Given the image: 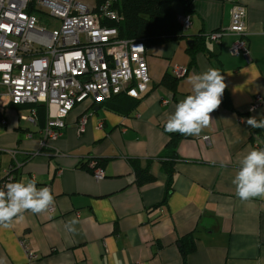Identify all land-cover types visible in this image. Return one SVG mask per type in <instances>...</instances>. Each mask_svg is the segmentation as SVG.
<instances>
[{"label": "crops", "instance_id": "0c3cea01", "mask_svg": "<svg viewBox=\"0 0 264 264\" xmlns=\"http://www.w3.org/2000/svg\"><path fill=\"white\" fill-rule=\"evenodd\" d=\"M233 4L246 10L248 61L230 54L235 35H222L219 43L207 39L227 31ZM172 5L177 16L186 15L178 1ZM188 16L183 37L147 47L144 95L75 106L48 146L40 145L39 134L47 108L12 106L0 87V179L13 167L14 182L35 179L55 200L51 209L26 210L0 227V264H183L179 241L189 234L194 250L186 264H264V198L241 200L232 183L243 157L264 149V130L246 123L264 117L262 108L250 109L257 95L264 102V0H193ZM201 37L202 49L188 53ZM176 65L188 72L175 84H160ZM210 67L224 76L228 105L221 98L199 136L165 131L176 105L192 94L189 78ZM32 108L35 126L20 118ZM82 114L89 118L80 134ZM177 133L168 191L161 158ZM92 159L103 170L100 180L86 167ZM147 175L152 180L144 182Z\"/></svg>", "mask_w": 264, "mask_h": 264}, {"label": "built area", "instance_id": "2783aa9c", "mask_svg": "<svg viewBox=\"0 0 264 264\" xmlns=\"http://www.w3.org/2000/svg\"><path fill=\"white\" fill-rule=\"evenodd\" d=\"M113 2L102 0L90 7L79 0H0V87L5 88L12 106L41 104L47 108L45 125L39 130L41 146L61 136L64 119L76 105H99L114 96L136 98L147 92V47L143 40L119 38L113 24L121 16ZM229 14L227 31L211 33L207 39L219 43L222 35H235L230 54L248 61L245 7L233 4ZM45 21H55L57 27L48 30ZM177 21L183 31L191 22L188 15L177 16ZM187 72L178 65L171 69L176 79ZM263 104L257 95L250 109L264 111ZM20 118L35 126V109ZM88 118L87 114L79 117L80 134L85 132ZM4 125L1 120L0 126ZM86 167L94 179L104 177L95 160L87 161ZM11 169L0 179V190L14 182ZM27 258L31 261L36 256L28 251Z\"/></svg>", "mask_w": 264, "mask_h": 264}, {"label": "clouds", "instance_id": "9594fccd", "mask_svg": "<svg viewBox=\"0 0 264 264\" xmlns=\"http://www.w3.org/2000/svg\"><path fill=\"white\" fill-rule=\"evenodd\" d=\"M192 94L186 96L176 105L175 112L169 116L165 131L179 132L187 136H199L213 121L211 113L218 109L227 85L218 68H208L200 74L189 78ZM247 125L264 129V117H249ZM232 183L236 195L241 200L264 198V149H253L241 160V167ZM35 179L10 182L0 190V227L7 228L11 220L24 211L41 213L54 205L55 200L49 187H36ZM70 225L77 223L71 220ZM69 231L74 228L69 227Z\"/></svg>", "mask_w": 264, "mask_h": 264}, {"label": "trees", "instance_id": "16d2710c", "mask_svg": "<svg viewBox=\"0 0 264 264\" xmlns=\"http://www.w3.org/2000/svg\"><path fill=\"white\" fill-rule=\"evenodd\" d=\"M102 0H96V3ZM178 1L184 8V13H190V5L193 0H114L116 8L121 16V21L113 24L118 30L119 38L126 40H143L146 47L164 44L170 40L183 37V29L177 21V14L173 7V2ZM205 37L197 39L188 53L193 54L202 48L199 47ZM193 43V42H192ZM178 79L172 75L164 74L160 84L170 86ZM119 96V95H118ZM117 97V96H114ZM112 97V98H114ZM111 98V99H112ZM110 100V99H109ZM98 106L102 107L107 102ZM222 104L228 105V98L224 90ZM180 134H171L166 144V154L161 158L162 168L165 170L167 178V190L170 189L171 175L174 171V164L178 161L176 148ZM145 171V170H143ZM146 172V171H145ZM152 177L147 175L144 182H149ZM180 249L183 264H186L187 255L194 250L193 237L189 234L180 241Z\"/></svg>", "mask_w": 264, "mask_h": 264}, {"label": "rangeland", "instance_id": "374dc122", "mask_svg": "<svg viewBox=\"0 0 264 264\" xmlns=\"http://www.w3.org/2000/svg\"><path fill=\"white\" fill-rule=\"evenodd\" d=\"M79 1L85 3L86 5H88V6H90V7H91V6H95V2H96V0H79ZM44 24L46 25V28H47L48 30L52 29L53 27H57L55 21H51V23H48V22L45 21ZM83 103H85V102H83ZM83 103H81V104H83ZM79 105H80V104H79ZM76 106H77V105H76Z\"/></svg>", "mask_w": 264, "mask_h": 264}, {"label": "water", "instance_id": "95a60500", "mask_svg": "<svg viewBox=\"0 0 264 264\" xmlns=\"http://www.w3.org/2000/svg\"><path fill=\"white\" fill-rule=\"evenodd\" d=\"M192 42H193V41L190 40V41L187 42V44L190 45V44H192Z\"/></svg>", "mask_w": 264, "mask_h": 264}]
</instances>
